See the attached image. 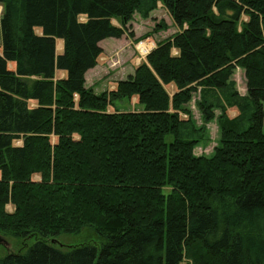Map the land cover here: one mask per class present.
<instances>
[{
    "label": "trees",
    "instance_id": "16d2710c",
    "mask_svg": "<svg viewBox=\"0 0 264 264\" xmlns=\"http://www.w3.org/2000/svg\"><path fill=\"white\" fill-rule=\"evenodd\" d=\"M158 4L178 31L114 89L86 87L99 43L132 38V16ZM0 6V237L35 241L0 264H264V0ZM193 96L218 126L208 156L194 153L206 137ZM132 98L143 111L108 112Z\"/></svg>",
    "mask_w": 264,
    "mask_h": 264
},
{
    "label": "rangeland",
    "instance_id": "374dc122",
    "mask_svg": "<svg viewBox=\"0 0 264 264\" xmlns=\"http://www.w3.org/2000/svg\"><path fill=\"white\" fill-rule=\"evenodd\" d=\"M2 13V7L0 6V16ZM81 21L84 20L83 17L79 18ZM113 25L119 26V20H112ZM159 25H164L166 28L160 30L157 28ZM127 32H132L133 37L127 38L126 35H123L120 39H105L103 42V46L105 49L102 51L101 60L99 61V66L96 70H94L91 74L87 76V81L85 80V86L91 87L95 93H101L104 91L112 90L110 87L115 86L118 80L125 79L130 73L133 72L134 68L140 64L139 59L144 57L145 55H140L139 52L136 51L135 47L141 49L143 54L146 53L147 46L142 43H137L136 41L139 39H149L154 43L157 41H162L165 38L173 35L177 27L172 22L167 11L162 7L161 4L157 5V8L153 10L150 15L143 19L138 15L134 14L132 16V20L126 25ZM40 29H36L35 32L39 33ZM142 41V40H141ZM60 40L56 41V54H61V50H59L60 46L57 45ZM107 45V46H106ZM8 68L13 70L14 64H8ZM56 77H61L60 72L56 73ZM233 80L236 83V88L241 95L245 94V77L242 70L237 69L234 72ZM87 82V84H86ZM166 90L171 95L174 92V88L171 86L166 87ZM197 96H193L191 102L188 107L190 108L192 119L194 120L197 126L203 125L205 127V137L206 139L199 144L197 148H195L194 153L196 155H210L212 149L218 143L219 140V130L215 121L209 123H203L200 113L195 106V100ZM30 107L35 106V102H28ZM113 110H118L120 112H139L143 111V106L137 104L136 98H132L131 100H122L114 103V108L109 107L108 112H113ZM229 117H233L236 114L234 109H229L227 111ZM17 145L20 142L16 143ZM39 178L34 176V180H38ZM166 192V191H165ZM6 211L11 212L12 207L8 205L6 207ZM6 238V239H5ZM6 241L5 245H0V257L5 256L9 252H17L18 250L24 251L26 248L30 247L35 241L33 239L21 241L14 239L10 236L5 237ZM88 238L84 233L79 234H70V235H60L56 241L59 245L64 246H74L79 245L85 242ZM181 264H186L182 262Z\"/></svg>",
    "mask_w": 264,
    "mask_h": 264
},
{
    "label": "crops",
    "instance_id": "0c3cea01",
    "mask_svg": "<svg viewBox=\"0 0 264 264\" xmlns=\"http://www.w3.org/2000/svg\"><path fill=\"white\" fill-rule=\"evenodd\" d=\"M178 31V29L176 30V32ZM175 32V33H176ZM113 39V38H112ZM166 39V38H165ZM164 40V39H163ZM105 40H103V41H101L100 43H99V46H100V48L102 49V51L105 49V46H103V42H104ZM144 43L146 46H147V54L155 47V44L156 43H158V42H160V41H157V42H153L152 40H149V39H146V40H143V41H141V42H139V43ZM59 44V46H60V49L59 50H61L62 51V42H58L57 43V45ZM107 46V45H106ZM135 49H136V51L137 52H139L138 50H137V46L135 47ZM146 54V55H147ZM102 55V54H101ZM101 55L99 56V58H98V60H97V65L93 68V69H90V70H88L87 72H86V74H85V80L87 81V76L89 75V74H91L94 70H96L97 68H98V64H99V61L101 60ZM145 55V56H146ZM142 56V55H141ZM144 56V57H145ZM144 57H141V59H139V61H144ZM64 72H60V76L61 77H63L64 76ZM131 74V73H130ZM119 81V80H118ZM86 84H87V82H86ZM115 85H116V83H114ZM111 89H114L115 88V86L113 85V86H111L110 87Z\"/></svg>",
    "mask_w": 264,
    "mask_h": 264
},
{
    "label": "built area",
    "instance_id": "2783aa9c",
    "mask_svg": "<svg viewBox=\"0 0 264 264\" xmlns=\"http://www.w3.org/2000/svg\"><path fill=\"white\" fill-rule=\"evenodd\" d=\"M139 44H140V43H139ZM138 46H139V45H137V50L139 51V54H140V55H146L148 51H146V53L143 54L142 51H141V49H140Z\"/></svg>",
    "mask_w": 264,
    "mask_h": 264
},
{
    "label": "water",
    "instance_id": "95a60500",
    "mask_svg": "<svg viewBox=\"0 0 264 264\" xmlns=\"http://www.w3.org/2000/svg\"><path fill=\"white\" fill-rule=\"evenodd\" d=\"M5 242L6 241L0 237V245H5L6 244Z\"/></svg>",
    "mask_w": 264,
    "mask_h": 264
},
{
    "label": "bare ground",
    "instance_id": "6f19581e",
    "mask_svg": "<svg viewBox=\"0 0 264 264\" xmlns=\"http://www.w3.org/2000/svg\"><path fill=\"white\" fill-rule=\"evenodd\" d=\"M143 53V52H142Z\"/></svg>",
    "mask_w": 264,
    "mask_h": 264
}]
</instances>
